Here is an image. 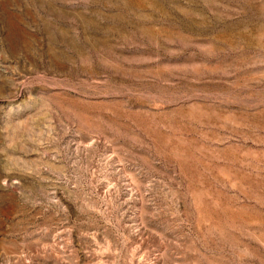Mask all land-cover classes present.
Segmentation results:
<instances>
[{
  "label": "rangeland",
  "instance_id": "1",
  "mask_svg": "<svg viewBox=\"0 0 264 264\" xmlns=\"http://www.w3.org/2000/svg\"><path fill=\"white\" fill-rule=\"evenodd\" d=\"M0 264H264V0H0Z\"/></svg>",
  "mask_w": 264,
  "mask_h": 264
}]
</instances>
